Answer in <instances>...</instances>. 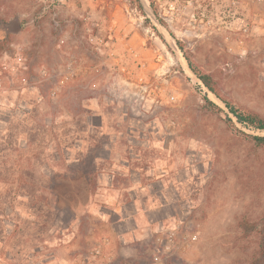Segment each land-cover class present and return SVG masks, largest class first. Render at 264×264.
I'll use <instances>...</instances> for the list:
<instances>
[{
    "label": "rangeland",
    "instance_id": "rangeland-1",
    "mask_svg": "<svg viewBox=\"0 0 264 264\" xmlns=\"http://www.w3.org/2000/svg\"><path fill=\"white\" fill-rule=\"evenodd\" d=\"M54 3L0 0V36L8 38L0 54V264L84 255L131 204L147 211L161 203L169 206L163 231L175 242L195 239L156 264L249 261L264 211V145L252 136L264 130L235 122L224 100L264 118V0H112L94 7L93 20L76 18L73 42L58 33V18L40 34ZM17 47L15 78L3 65L16 63ZM69 57L78 75L53 94ZM141 78L162 104L132 110L110 97L112 81ZM204 97L221 111L205 110ZM122 158L128 166L114 172ZM129 167L149 176L143 188L129 182ZM138 220L158 231L149 213ZM156 248L152 237L140 264H151Z\"/></svg>",
    "mask_w": 264,
    "mask_h": 264
},
{
    "label": "crops",
    "instance_id": "crops-1",
    "mask_svg": "<svg viewBox=\"0 0 264 264\" xmlns=\"http://www.w3.org/2000/svg\"><path fill=\"white\" fill-rule=\"evenodd\" d=\"M54 3L52 5L51 12L47 10L48 5L45 6L46 12L44 14V18L41 20L37 26L41 27V33L43 34L48 32L50 27L49 18L52 20L54 18H58L59 21H62L64 24L58 33H62V37L67 38L70 42H73V36L75 31L77 30V17L82 16L85 21L93 20L94 16V7H99V9H107L109 4L112 3V0L109 1H102V3H97L96 0H50ZM53 4V3H52ZM35 13V8L33 7L29 11V17H33ZM43 16V15H42ZM30 25L33 27L34 19L29 18ZM58 21V22H59ZM88 22H85L86 30H89ZM101 25V23H98ZM48 34V33H47ZM72 35V36H71ZM91 35H89V39L91 40ZM95 40V39H94ZM51 54V52H48ZM40 55H44V52ZM110 59H105L104 64H108ZM102 78L100 80H106L107 77L105 74H102ZM112 161L115 158V155H112ZM126 159V158H125ZM120 161H116L111 163L112 170L115 172L120 166H128V161H124V159H119ZM129 182L139 189L140 187L143 188L146 184V180L149 179V176L144 175L138 167H129ZM113 179V178H112ZM110 180V182L112 181ZM151 193V192H150ZM131 195V194H130ZM133 196V195H131ZM138 197L137 192L134 193V198ZM168 201V200H167ZM144 205L142 204H131L129 210H125L122 213V218H124L120 222H116L111 225L110 228L107 230V235L102 241V255L100 259L91 262L87 261L86 264H140L141 257L143 253L146 251V244L152 237L155 238L156 244L162 242V239L166 236L167 231H163L164 223L166 222L165 219L169 215L168 204L159 205L155 208V210L143 209ZM143 209V210H142ZM160 212H159V211ZM149 215L156 221V225L158 224V231L155 232L156 229L150 230L146 229V227L142 226V223L139 222L138 216L139 215ZM155 232V233H154ZM90 250V249H89ZM88 250V251H89ZM81 256V254H78ZM74 257L70 259L69 257L63 256H54L51 262L53 264H85L81 263L79 258Z\"/></svg>",
    "mask_w": 264,
    "mask_h": 264
},
{
    "label": "built area",
    "instance_id": "built-area-1",
    "mask_svg": "<svg viewBox=\"0 0 264 264\" xmlns=\"http://www.w3.org/2000/svg\"><path fill=\"white\" fill-rule=\"evenodd\" d=\"M21 48L17 47L16 51V63L3 65L4 70H8L13 77L18 78V63L23 60V56L21 55ZM144 63H142V66ZM78 69L75 66L74 59L72 57H69L68 60L64 63L61 71L59 72L58 79L56 82L55 87L53 88L52 93L54 94L59 90L60 87H62L66 82L78 75ZM18 81V80H17ZM109 95L112 99H115L117 101H128L130 103L131 109L134 110H143L145 111V105L150 100L153 104H162V99L159 98L158 92L151 87V84L147 81H143L142 78L138 79L137 81H128L127 79L123 81L115 80L111 82V85L109 86ZM167 98V101L169 102H175L176 97L175 94L172 91H167L165 93ZM175 232H169L166 237V242H159L157 244L156 250L153 252L152 257V263L156 264L161 255L163 253L172 254L177 251H180L183 249V247L186 245V239L187 237L191 238V240L195 239V236H184L183 239L175 242L174 241ZM102 255V244H97L95 247L90 249L86 254L81 255L79 257V260L81 263H85L87 261L95 262L100 259V256ZM86 264V263H85Z\"/></svg>",
    "mask_w": 264,
    "mask_h": 264
},
{
    "label": "trees",
    "instance_id": "trees-1",
    "mask_svg": "<svg viewBox=\"0 0 264 264\" xmlns=\"http://www.w3.org/2000/svg\"><path fill=\"white\" fill-rule=\"evenodd\" d=\"M141 9V8H140ZM8 43L7 36H0V54L3 52V50L6 48ZM187 58V57H186ZM187 62L189 65V68L193 70L198 78L207 86V88L212 91L213 93L217 94L215 87L213 86L212 79L207 73H201L196 68V66L191 62L189 58H187ZM205 103L203 104V107L205 110L216 113L217 111H221L217 105L212 103L209 99L204 97ZM224 103L230 113L235 118V122L239 123L240 125L255 130V131H263L264 130V118L261 117L257 113H252L248 111L241 110L239 108L234 107L232 104L228 103L226 100H224ZM225 119L228 122H231V119L228 117L227 114H225ZM252 139L254 140L255 144L257 145H264V135H254L252 136ZM258 224L260 225V229L258 231V237H257V247L255 248L252 258L244 262L243 264H264V211L259 217ZM3 223H0V232L4 230L2 227Z\"/></svg>",
    "mask_w": 264,
    "mask_h": 264
}]
</instances>
